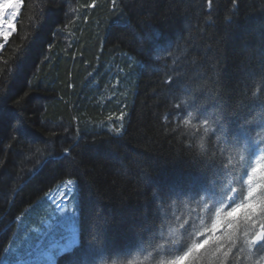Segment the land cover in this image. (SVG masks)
I'll return each instance as SVG.
<instances>
[{
	"label": "trees",
	"instance_id": "1",
	"mask_svg": "<svg viewBox=\"0 0 264 264\" xmlns=\"http://www.w3.org/2000/svg\"><path fill=\"white\" fill-rule=\"evenodd\" d=\"M262 149L264 0H22L0 48V264L71 227L67 195L78 243L55 264H170L209 235L197 264H264L225 219Z\"/></svg>",
	"mask_w": 264,
	"mask_h": 264
},
{
	"label": "snow or ice",
	"instance_id": "2",
	"mask_svg": "<svg viewBox=\"0 0 264 264\" xmlns=\"http://www.w3.org/2000/svg\"><path fill=\"white\" fill-rule=\"evenodd\" d=\"M115 2L116 0H113L114 5ZM209 2L211 3V0H209ZM9 3H11L14 9H18L22 0H0V27H3L5 10ZM11 27L12 25L9 24V30H11ZM205 124H207V121H205ZM116 131H119V129ZM250 155L256 157V164L251 168L250 174H248L246 196H244L240 203H236L235 207H231L230 210L227 211L225 219L229 226L236 224L238 221L242 223L244 236L250 237L247 240L250 249L255 246L264 250V149L259 150L258 154L255 151L251 152ZM233 191H235V189H233ZM233 203H235L234 199ZM241 208H243L242 216L236 217L234 214ZM222 209L223 205L221 209H218L216 212L218 218ZM218 225L219 220L213 223L210 230L211 233L217 231ZM74 243V239H70L68 241V247L71 248ZM218 243L219 237L214 235H209L207 239L200 242L193 241L191 246L187 248V251H185L183 255L173 259L170 264H181L182 261L189 258L190 264H197L198 257L202 255L201 249L205 245L212 244L216 246Z\"/></svg>",
	"mask_w": 264,
	"mask_h": 264
},
{
	"label": "rangeland",
	"instance_id": "3",
	"mask_svg": "<svg viewBox=\"0 0 264 264\" xmlns=\"http://www.w3.org/2000/svg\"><path fill=\"white\" fill-rule=\"evenodd\" d=\"M21 5L22 3L18 9H14L11 6V3L6 6L3 27H0V48L16 29V22L19 16ZM9 24L12 25L11 30H9ZM64 201L65 206L60 205V208H64L63 214L68 215L70 218L71 227L65 228L60 232H53L50 236L46 237L44 241L38 246V248L34 250L33 253L28 255L27 258L14 259L6 264H55L57 257L61 253L72 249L78 243V230L75 226L76 215L78 212L75 210L71 195H67L64 198ZM70 239H74L75 241L71 248L68 247V241Z\"/></svg>",
	"mask_w": 264,
	"mask_h": 264
}]
</instances>
